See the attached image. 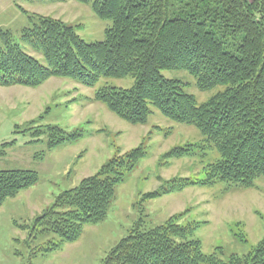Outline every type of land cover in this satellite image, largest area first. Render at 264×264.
Returning a JSON list of instances; mask_svg holds the SVG:
<instances>
[{
    "label": "trees",
    "instance_id": "16d2710c",
    "mask_svg": "<svg viewBox=\"0 0 264 264\" xmlns=\"http://www.w3.org/2000/svg\"><path fill=\"white\" fill-rule=\"evenodd\" d=\"M76 1L89 6L99 19L112 22L105 41L87 43L77 27L29 15L21 43L0 28V86L37 88L52 78H63L95 87L102 79L131 76L135 81L131 88H100L95 101L133 125L147 124L157 111L193 126L221 156L208 167L205 180L178 178L145 198L221 182L254 189L264 178V0ZM24 47L41 55L45 63ZM166 71L189 72L201 91L223 90L200 104L187 92L186 83L166 78ZM49 130L54 138L51 148L79 139L57 128ZM14 144L3 145L0 158ZM188 147L175 148L165 157L190 155ZM147 156L143 145L118 154L78 187L59 194L34 220L33 237L40 234L49 240L30 259L61 251L78 242L87 226L106 220L117 188ZM39 179L33 170H0V208ZM178 216L150 229L136 226L103 264H264V240L245 257L223 261L215 253H204L202 242L194 237L198 224H179Z\"/></svg>",
    "mask_w": 264,
    "mask_h": 264
},
{
    "label": "rangeland",
    "instance_id": "374dc122",
    "mask_svg": "<svg viewBox=\"0 0 264 264\" xmlns=\"http://www.w3.org/2000/svg\"><path fill=\"white\" fill-rule=\"evenodd\" d=\"M32 14L77 27L87 43L105 41L106 30L112 26L110 20L99 19L89 6L76 0H0V28L10 31L18 43ZM24 48L45 63L41 55ZM163 74L186 83L187 92L200 104L223 90L201 91L187 71ZM134 82L127 76L102 79L95 87H88L70 79L52 78L37 88L0 86V148L15 142L0 158V170H33L40 177L35 186L8 199L0 208V264H103L136 226L154 228L178 215L179 224H198L194 237L202 242L204 253H215L223 261L245 257L264 240V178L256 181L254 189H236L221 182L145 198L165 190L178 178L205 180L208 167L221 156L193 126L169 120L157 111L147 124L133 125L95 101L100 88L129 89ZM49 128L79 139L51 148L54 138ZM141 145L148 156L117 188L107 219L87 226L78 242L66 244L61 251L30 259L34 250L49 240L40 234L33 237L34 220L53 205L56 197L78 187L113 157ZM181 147L192 149L190 155L165 157Z\"/></svg>",
    "mask_w": 264,
    "mask_h": 264
}]
</instances>
